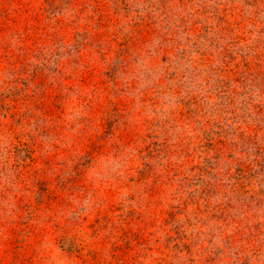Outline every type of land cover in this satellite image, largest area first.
<instances>
[{"label":"rangeland","instance_id":"rangeland-1","mask_svg":"<svg viewBox=\"0 0 264 264\" xmlns=\"http://www.w3.org/2000/svg\"><path fill=\"white\" fill-rule=\"evenodd\" d=\"M0 264H264V0H0Z\"/></svg>","mask_w":264,"mask_h":264}]
</instances>
